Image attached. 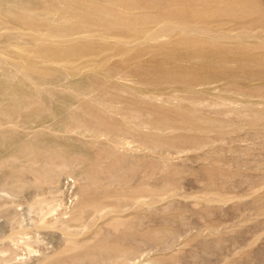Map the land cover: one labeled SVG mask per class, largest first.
I'll use <instances>...</instances> for the list:
<instances>
[{
    "label": "rangeland",
    "instance_id": "374dc122",
    "mask_svg": "<svg viewBox=\"0 0 264 264\" xmlns=\"http://www.w3.org/2000/svg\"><path fill=\"white\" fill-rule=\"evenodd\" d=\"M0 264H264V0H0Z\"/></svg>",
    "mask_w": 264,
    "mask_h": 264
}]
</instances>
